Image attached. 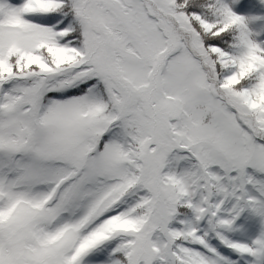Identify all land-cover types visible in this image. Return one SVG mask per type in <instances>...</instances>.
Here are the masks:
<instances>
[{"label": "snow or ice", "instance_id": "snow-or-ice-1", "mask_svg": "<svg viewBox=\"0 0 264 264\" xmlns=\"http://www.w3.org/2000/svg\"><path fill=\"white\" fill-rule=\"evenodd\" d=\"M0 264H264V0H0Z\"/></svg>", "mask_w": 264, "mask_h": 264}]
</instances>
